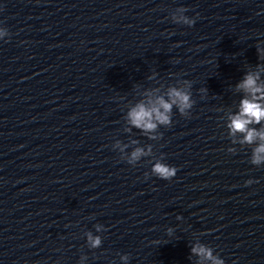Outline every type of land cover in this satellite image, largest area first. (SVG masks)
<instances>
[{"label": "clouds", "instance_id": "clouds-1", "mask_svg": "<svg viewBox=\"0 0 264 264\" xmlns=\"http://www.w3.org/2000/svg\"><path fill=\"white\" fill-rule=\"evenodd\" d=\"M188 11L185 7L177 8L171 14V20L177 24L187 25L192 27L196 18H190L185 15ZM198 16V14H197ZM7 28L0 27V39L9 36ZM257 52L259 56L264 57V48L257 45ZM256 71L247 72L244 78L236 85L238 90H242L246 93L245 98L240 101L239 111L231 115L228 123L230 135L235 136L236 133L243 134V139L239 141L241 144H257L252 149L250 163L255 166L264 165V128L257 130L250 125H260L264 121V81H261V73L264 72V64H257ZM178 83L183 84V87L176 85L170 86L165 95H154V92H158V89L145 92V99L136 103L128 112V123L141 130L149 140L162 139V133L158 129L163 127H170L172 125V113L175 108L178 113L187 118L190 116L195 101L192 99V82L189 80H181ZM200 92L206 93L207 89H200ZM130 131V129H129ZM135 143V141H134ZM127 145L121 146L117 141L114 148H119L121 153H124ZM231 153H235L233 149L228 150ZM152 145H148L147 150L144 148H135L130 155L122 157V160L126 161L129 165L135 166L142 157L151 156ZM177 169L164 162L163 159H159L152 163L151 174L157 176L163 180H171L176 175ZM148 173H145L147 177ZM247 185L253 183L252 180L245 182ZM96 232L104 231L103 225L97 224L95 226ZM168 234L173 232L172 228H169ZM87 245L90 249H96L102 245V237L99 235H93L91 231L86 233ZM192 253L200 257L199 264H204L205 261L210 264H225V261L220 256L213 254V248L210 246L198 243L191 249ZM130 256L124 254L120 256L122 264H128ZM87 260V256H81L79 264H84Z\"/></svg>", "mask_w": 264, "mask_h": 264}]
</instances>
